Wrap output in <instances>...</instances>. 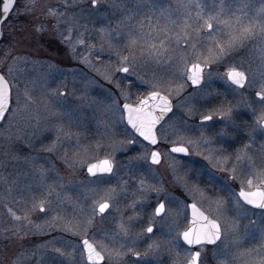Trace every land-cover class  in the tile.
<instances>
[{
    "label": "rangeland",
    "instance_id": "374dc122",
    "mask_svg": "<svg viewBox=\"0 0 264 264\" xmlns=\"http://www.w3.org/2000/svg\"><path fill=\"white\" fill-rule=\"evenodd\" d=\"M28 3L29 0H16L15 9L0 28V71L12 85L13 98L21 102L20 107L14 104V111L7 113L0 122L2 264H49L53 248L71 253L68 260L81 264L79 243L85 236L72 235L59 226L49 227L53 217L60 218V225L92 217L86 237L96 243L98 239L103 240L102 243L112 250L105 240L109 234L116 237L117 230L114 231L113 226L107 229V222L112 213L121 215L127 210L120 182H152L145 174H149V168L146 167L145 172L142 168L148 162L134 159L143 151L141 143L123 146L120 143L135 136L120 121L121 113L111 107L113 98L119 105L122 102L134 104L149 91L159 90L173 100L176 117L167 119L163 128H158L157 134L162 140L160 147L164 152L165 136L173 141L180 136L195 141L193 145L186 144L193 158L188 171L192 182L211 187L198 180L202 165L212 167L205 159L210 155L213 164L221 162L212 168L219 175L227 178L235 166L236 179L228 182L238 186L247 179H252L254 185L260 182L252 172L264 170V135L257 132L250 138L249 133L254 127L255 115L264 110L255 96L264 86V79L259 75L264 70V40L259 37L246 40L232 48L220 63L208 65L203 86L195 94L185 81V62L181 58H185L187 66L194 61L205 64L218 45H226L231 35L239 34L242 27L260 19L258 13L264 8V0H98L96 10L91 7L90 0H32L30 10L25 7ZM137 4L141 6L136 7ZM184 4L190 6L184 8L181 6ZM222 5L225 11L220 13ZM49 9L64 13L58 26L48 15ZM198 12L202 18L197 17ZM218 13L222 22L213 21V29L209 32L203 27L204 22ZM40 25L43 27L38 31ZM101 29H110L111 36ZM177 36L180 37L179 45ZM132 38L138 40L134 47L129 43ZM80 40L84 43H78ZM153 44L163 53L158 59L148 55L149 46ZM123 56L134 57L123 65L130 72L114 73V69L121 66L119 57ZM84 58L90 63H84ZM232 66L246 73L250 87L235 91L225 87L222 77ZM106 75L118 81L120 88L109 83L104 78ZM152 83L163 87L154 89L150 87ZM180 85L184 88L178 96ZM26 88L35 103L25 107L23 93ZM53 89L65 96L51 107L61 111L76 109L71 120L49 115L45 105L51 100ZM121 89L128 95L127 100L120 94ZM85 95L93 101L91 104L81 99ZM182 100L186 102L181 104ZM249 104L256 109L255 115L247 107ZM77 105L86 106L77 108ZM193 106L197 111L192 116L186 115L187 109ZM221 106L233 109L239 131L226 127L215 115L212 127L201 128L198 119ZM180 116L187 120L185 126L176 123ZM61 125L64 131L58 133L57 127ZM222 129L228 135L217 136ZM202 130L204 139L201 138ZM245 145L249 147L245 149ZM130 150L133 153L129 154ZM241 150L247 152V158L237 161L236 155ZM102 158L113 160L114 168L112 173L99 179L89 176L86 166L79 163ZM221 166L228 171L221 172ZM41 167L45 170V179L43 186L37 187L41 183L37 170ZM165 167L162 163L151 169L156 173L155 170ZM109 189L115 191L109 192ZM245 189H248L246 183ZM42 200L46 208L47 201L51 202L50 211L41 213L39 207L33 210L32 206L39 205ZM103 200L110 203L108 211L102 215L93 214V203ZM139 201L145 202L144 199ZM200 204L209 206L207 201ZM9 208L21 220H13ZM25 214L31 223L23 219ZM259 216L249 211L250 218L258 221ZM248 250H252L250 254ZM231 252L235 260L229 257L230 264H259L264 258V238L257 233Z\"/></svg>",
    "mask_w": 264,
    "mask_h": 264
},
{
    "label": "snow or ice",
    "instance_id": "6c2138e0",
    "mask_svg": "<svg viewBox=\"0 0 264 264\" xmlns=\"http://www.w3.org/2000/svg\"><path fill=\"white\" fill-rule=\"evenodd\" d=\"M90 3L93 10H96L98 7V0H90ZM15 5L16 0H0V17H2L3 20H6L10 13L15 9ZM140 6V4L136 5V7ZM181 6L187 8L190 5L184 4ZM25 7L27 10H30L33 7L32 0H29V3L26 4ZM114 7L120 6L114 5ZM197 7L199 8L200 5L197 4ZM242 7H247V5H243ZM224 11L225 9L222 5L220 13H223ZM48 15L58 26L61 22L60 17H62L64 13H59L57 10L49 9ZM258 16L260 19L256 23L242 27L239 31V34L231 35L226 45H218L216 52L212 55L211 59L205 61L204 66L199 63H193L189 68L187 67L185 58H181L182 61L185 62L184 73L187 81H190L191 85L193 86V94H195L197 90L203 86V81L205 79V66H208L212 63H220L228 55L232 48L243 44L246 40L252 39L254 37H259L261 40H264V8L260 9ZM197 17L202 18L200 12L197 13ZM129 18L130 17H123V19ZM213 21L218 24L222 22L220 21L219 13L215 17L209 16L208 19L205 20L203 27H206L209 32H211L213 29ZM42 27L43 25H40L37 30H41ZM119 27L120 26L118 25V29ZM100 31L105 35L111 36L110 29H101ZM117 35H119V31H117ZM129 35H131V33H129ZM185 38H187V34H185ZM176 39L177 45H179L180 37L177 36ZM78 43L83 44L84 41L80 40ZM129 43L130 46L134 47L138 43V40L136 38H132ZM101 51H103V49H101ZM209 51L211 52V49H209ZM162 54L163 53L157 49L156 45L153 44L149 46L148 55L150 57L158 59ZM131 59H134V57H119L118 63L121 66L115 68L114 73H129L130 69L128 67H124L123 65L129 63ZM83 62L90 63L87 58H84ZM10 71L11 69L9 68V72ZM209 75H211V70H209ZM259 75L261 79H264V70H262ZM104 78L108 80L109 83H115L116 87L120 88V83L118 81H114L111 75H106ZM222 79L224 81L225 87L227 89H232L233 91L251 86L246 73L244 71H240L237 67L228 68ZM253 79H255V74H253ZM232 86H235V88H232ZM150 87L155 89L158 87H163V85L159 83H152ZM183 88L184 86L180 85L177 89L178 96L179 93L183 91ZM120 94L125 100L128 99V95L123 91V89L120 90ZM50 96L51 100L45 105L49 111V115L58 119L67 117L69 120H71L73 111L76 109H65L64 111H61L60 109L51 107V105L55 103H60L61 98L65 96V93L59 91L58 89H53L50 93ZM255 96L258 98L257 103L264 106V86H262L260 91L255 93ZM23 98L25 107L35 103L32 96L30 95V90L27 88L23 93ZM81 99H83L86 104H91L93 102L89 100L86 95ZM187 99L190 101L191 97ZM185 102L186 101L182 100L180 103L183 104ZM14 104L17 107H20V99L13 98L11 83L5 78L4 75H0V120L5 119L7 113L14 111ZM82 106L86 105H77V108ZM111 107H114L118 112L121 113L120 121L123 122L126 120L127 125L130 126L134 134H136L134 139L127 142H120L121 145L123 146L125 143L128 145L138 142L141 143L143 151L134 159L148 162L150 158L149 172H152L151 165H161L165 156L171 157L173 154H184L187 156L189 150L183 145L195 144V141L184 136H180L174 141L165 136L163 137L165 151L162 152L160 150H154L159 149L162 143L161 138L157 135V132L159 131L157 125L163 128L164 124L162 122L165 121L166 117H168V119L176 117L173 100L168 96L163 95L160 91L149 92L147 96L140 98L135 104L124 103L122 108L113 98ZM247 107L253 115L256 114V109L253 108L252 105L249 104ZM196 111L197 109L194 106L190 107L187 109L186 115L192 116ZM232 113L233 109L231 107L224 108L221 106L219 108L213 109V111H210L208 114H203L201 116V128L203 129L205 126L209 128L212 127L211 122L214 121L215 115V117L224 121L226 127L231 128L234 132L239 131V126L235 123ZM169 114H171V116ZM176 123H178L180 126H185L187 124V120L184 119L183 116H180L176 118ZM57 131L58 133L63 132V126H58ZM257 132L260 135H264V110H261L259 115H255L254 127L252 128L251 133H249L250 138ZM64 135L70 136L72 133H64ZM216 135L219 137H224L228 135V133L222 129L220 132L216 133ZM201 138L204 139L203 130L201 131ZM143 142H147V144H144ZM206 142L211 141L206 140ZM169 143L172 144L171 147H168ZM52 147L54 148L55 145ZM248 147V145H245V149ZM49 150H51V148ZM85 151H87L86 148ZM245 158H247V152L243 150L238 151L236 160L241 161ZM205 159L208 160L209 165L212 167L202 165L198 175V180L210 185L211 187H202L200 182H192L191 177H189L187 173L184 175H178V161L169 164L176 183L183 189L182 195H184L186 199L190 198L193 202L190 205H185L186 208L191 209V219L185 225L184 230L182 232H177L173 236V226L169 225L166 235L168 236L169 244L178 246V241L182 239L184 244L188 246V251L186 252L185 256V264H205V260L202 258L201 251H193L192 249L194 247H200L203 249L209 245L213 246L215 249V252L213 253L214 258L224 257V259L219 260V264H230L229 257H232L233 262L235 260V257L232 256V249H238L246 239L252 238L257 233H259L261 238H264V170H253L252 172L255 178L260 181L258 185H254L252 179H247L246 182H241L239 191L236 192L233 185L228 182L229 179L233 181L236 179V176L234 175L236 170L235 166H233L232 171L228 173V177L226 178L225 176L219 175L212 171V168L221 164L220 161H217L216 164H213V157L211 155L205 157ZM248 159L250 161V158ZM79 163L82 167L86 166L87 173L90 176L97 177L98 179L104 174H110L113 172V162L107 158L97 163H87L85 160H81ZM223 163L226 164L227 159ZM37 171L39 172L41 181L37 187H42L43 181L45 179V170L41 167ZM220 171L227 172L228 170L226 167L221 166ZM245 183L249 189L248 191L245 190ZM140 186L141 191L155 193L157 197L156 203L153 206V210L149 217V224L147 228L144 229L142 233L138 234V237H146L148 234H152L154 232L153 221H155L156 218L163 220L165 217H170V209L169 207H166V203L171 205L173 203H179V201L175 196L172 195L170 191L164 188L162 181H157L155 185H145L144 180H141ZM61 187H63V185H61ZM253 188L254 190H251ZM108 191L114 192L115 190L109 189ZM221 193H226L227 195H221ZM205 201H207L210 206L207 210L208 214H205V211L200 210L198 207V204ZM136 203V201L133 202V208L136 206ZM47 204L49 206L46 208L45 201L42 200L39 202V205L34 204L32 207L33 210H35L36 207H39V211L41 213H45L51 210V202L47 201ZM212 205H214V208L211 207ZM249 206L251 209L260 210L258 221L249 217ZM109 208L110 205L107 201L98 203L94 202L92 211L93 214L96 212L104 214ZM8 212L13 220H21V217L15 215L11 208L8 209ZM23 219L28 220L29 223H31L27 214H25ZM59 219V217H53L48 226H59L61 230L70 232L72 235L78 236L83 234L85 237L87 236L88 231L93 223L92 217L85 219H75V221H66L62 225L58 223ZM133 219V217H129L127 222H122L118 226L120 232L128 235L130 231L128 225ZM244 220H247L248 223L243 224ZM174 223L175 221H173V224ZM36 227L39 228L38 225ZM229 237H231V239H229ZM121 247L124 246L122 245ZM159 248L160 244L156 241H153L148 245L144 253L133 252L132 249H129L128 251L138 258L136 260V264H154L152 254H155ZM248 251L250 254L252 250ZM71 255V253L65 254L60 248H53L49 264H74V262L68 260V257ZM80 258L81 264H101V262H104V264H109V262L113 259L121 260L122 254L120 252H114L113 250L108 249L103 244L92 242L89 239L84 238L82 240ZM259 264H264V258L259 260Z\"/></svg>",
    "mask_w": 264,
    "mask_h": 264
},
{
    "label": "flooded vegetation",
    "instance_id": "af4514ba",
    "mask_svg": "<svg viewBox=\"0 0 264 264\" xmlns=\"http://www.w3.org/2000/svg\"><path fill=\"white\" fill-rule=\"evenodd\" d=\"M193 63H199L202 66H204V64L198 61L191 62L188 64V66ZM207 68L208 66H205L204 71ZM185 81L188 85L189 90H193V86L187 82L186 76H185ZM233 87L235 88V86ZM154 91H159V90H154ZM197 104H199L198 101H197ZM200 104H202V102H200ZM173 106H174V102H173ZM167 119L168 117L165 118V121ZM200 120L201 118L198 119V121ZM164 122L162 123L164 124ZM159 127L160 126L157 125V128ZM131 133L135 136V134L132 131ZM143 143L147 144V142H143ZM171 146L172 144L168 145V147H171ZM183 146L188 148L189 150L188 155L185 156L184 154H173L171 157L165 156L164 161L162 163H164L166 167L163 168L162 170L154 169L156 173H154L153 170L152 172H149V174L144 171L145 169L149 168L150 158L148 161V165L146 164L142 165L143 171L145 172V174H147V179L152 181V182H145V185H155L157 183V180L162 181L164 188L170 191L172 195L175 196L177 200L179 201V203H173L171 205L166 203V207H169L171 215L170 217H165L163 220H161L160 218H156V220L153 221L154 232L152 234H148V236L146 237L145 236L138 237V234L142 233L149 224V217L153 210V206L155 205L156 200H157L156 194L141 191L140 182H120L124 190L123 196L125 198L124 199L125 207L127 208V210L123 212L121 215L119 212L118 213L114 212L111 214V216L109 217V221L107 222L108 225L106 226H107V229L108 227L113 226L114 231L117 230V232H115L116 237H112V235L109 234V236L106 237L105 241L107 245L110 246V248L113 251L120 252L122 254V259L121 260L113 259L112 261L109 262V264H136V260L138 258L135 257L133 254H131L132 257H134L133 259H131L130 257L131 255L129 254L128 250L132 249L133 251L144 253L148 245L151 244L153 241H156L160 244L159 250L155 254H152V259L154 260V264H185V256H186V252L188 251V246L184 244L182 239L178 241V246L169 244L168 236L166 235L169 225L173 226L174 231L172 235L174 236L177 232H182L187 222L191 219V209L186 208L185 205L186 204L190 205L193 201L190 198L186 199L185 196L182 195L183 189L176 183L175 177L172 175V170L169 167L170 163L178 161L179 167L177 169V174L181 175L183 173H187L188 176L190 177V174L188 171L190 169V164H192L193 162L191 149L186 144H184ZM154 150H160L163 152L161 147L159 149H154ZM131 151L132 150H130L129 154L133 153V151L132 152ZM107 159H110V158H107ZM158 166L159 165H151V168L152 169L157 168ZM113 168H114V162H113ZM106 175H109V174H106ZM229 183L232 184L235 191L238 192L240 186H238L235 182L234 183L229 182ZM223 195L226 196L227 194H223ZM140 199H144L145 202L141 203L139 201ZM104 201L106 200H103L101 202H104ZM134 201H136L137 203H136V206L133 208L132 205ZM107 202L109 203V201ZM198 207L200 208V210L205 211V214H208L207 210L209 209V206L198 204ZM212 207L214 208V205ZM250 211L254 214H257V213L260 214L259 209L250 208ZM96 213L97 215H102L99 212H96ZM129 217H133L134 219L128 225V227L130 228L128 235H125L124 233L120 232L118 226L122 222H127ZM173 221H175L174 224H173ZM84 238H87V237H83L80 239L79 244L81 248H82L81 242ZM98 241L100 244L104 245V243H102L103 240L98 239ZM122 245L124 247H121ZM192 250L201 251L202 258L205 260V264H219V260L224 259V257L214 258L213 253L215 252V249L213 248V246H210V245L206 246L203 249H201L200 247H194ZM2 262L0 261V264H2ZM101 264H104V262H101Z\"/></svg>",
    "mask_w": 264,
    "mask_h": 264
},
{
    "label": "water",
    "instance_id": "95a60500",
    "mask_svg": "<svg viewBox=\"0 0 264 264\" xmlns=\"http://www.w3.org/2000/svg\"><path fill=\"white\" fill-rule=\"evenodd\" d=\"M3 19H2V17H0V27H1V24L3 23ZM191 65L192 64H190L188 67L190 68L191 67ZM0 75H2V73L0 72ZM187 80V79H186ZM188 83H190V81H187ZM191 84V83H190ZM151 92V91H150ZM148 94V93H147ZM147 94L145 95V96H147ZM163 94V93H162ZM163 95H165V94H163ZM144 96V97H145ZM124 103H128V102H122L121 103V108H122V105L124 104ZM129 104H132V103H129ZM2 120H0V122H1ZM124 122V124L133 132V130L131 129V127L130 126H128L127 125V123H126V120H124L123 121ZM134 133V132H133ZM136 135V134H135ZM142 139V138H141ZM104 159H106V158H102V159H99V160H96V161H93V162H90V163H97V162H99V161H103ZM85 171H86V173H87V168L85 167ZM88 174V173H87ZM89 175V174H88ZM90 176V175H89ZM92 177V176H91ZM260 183V182H259ZM258 183V184H259ZM258 184H256V185H258ZM246 191H248L247 189H245ZM251 190H254V188L253 189H251ZM239 191V190H238ZM82 243V242H81Z\"/></svg>",
    "mask_w": 264,
    "mask_h": 264
},
{
    "label": "bare ground",
    "instance_id": "6f19581e",
    "mask_svg": "<svg viewBox=\"0 0 264 264\" xmlns=\"http://www.w3.org/2000/svg\"><path fill=\"white\" fill-rule=\"evenodd\" d=\"M0 72H1V71H0ZM1 73H2V72H1ZM2 75H3V73H2ZM153 91H154V90H153ZM149 92H150V91H149ZM149 92H148V93H149ZM146 94H147V93H146ZM146 94H145V95H146ZM145 95H144V96H145ZM144 96H143V97H144ZM143 97H142V98H143ZM132 104H133V103H132ZM134 104H135V103H134ZM129 130H130V129H129Z\"/></svg>",
    "mask_w": 264,
    "mask_h": 264
}]
</instances>
